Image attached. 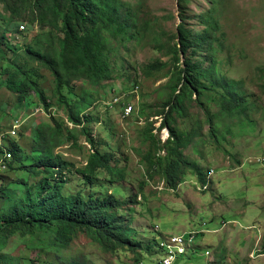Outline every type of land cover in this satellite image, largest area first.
Segmentation results:
<instances>
[{
	"label": "rangeland",
	"instance_id": "374dc122",
	"mask_svg": "<svg viewBox=\"0 0 264 264\" xmlns=\"http://www.w3.org/2000/svg\"><path fill=\"white\" fill-rule=\"evenodd\" d=\"M117 1L128 29L126 35L117 39L109 33L104 36L109 43L107 55L113 80L93 83L79 76L72 81L74 93L70 102L87 106L80 117L88 135L81 133L82 127L73 125L67 109L58 105L52 73L33 62L54 107L47 110L37 101L29 100L23 107L18 100L15 102L13 94L5 95L0 90V147L6 149L3 153L11 152V137L26 149L22 155L26 164L40 160L44 151L72 164L65 174V195L81 193L85 198L113 195L125 201L137 196L135 204H127L117 214L126 218L130 230L136 231L135 242L146 246L141 264H159L160 253L157 256L153 242L157 246L163 233L182 234L190 230L206 231L196 242L210 251L213 262L201 256L198 249L196 254L179 257L173 264H252L253 260H256L253 264H263L255 246L262 236L259 250L264 253V165L255 160L264 157V0H187L181 5L178 0ZM24 14L25 29L20 31L14 30L13 24L8 26L9 17L5 18V14L0 19V38L7 31L6 40L18 44L20 54L45 32L39 26L28 31L29 11ZM211 18L218 26H210ZM179 23L202 40L200 46L194 41L192 48L180 55L178 66L183 65L186 57L202 58V66L208 73L203 82L213 88L201 97L184 95L182 110L173 114V127L184 133L200 130L201 137L195 138L183 153L207 176L211 169L214 174L202 186L194 172L184 170L181 183L172 189L158 165L163 157H153L151 164L147 156L153 149L151 131L161 146L165 144L170 132L160 127L170 98L182 88L172 52ZM52 52L56 53V48ZM8 53L7 57H13L12 52ZM136 81L140 89L133 93ZM221 92L226 96L243 93L248 111L240 116H217L215 141L209 136L206 112L220 113ZM120 95H127L124 102L136 107L137 112L129 119L122 118L121 106L109 107ZM200 100L205 104L199 106ZM5 102L11 105L2 108ZM35 108L42 111L38 113ZM142 110L146 116L141 118ZM17 119L23 122L13 137L9 132ZM71 131L76 139L71 138ZM88 136L94 138L101 153L115 156L112 166L123 170L122 182L111 184V175L103 170H98V177L91 182L76 173L75 169L84 168L93 153ZM167 155L164 152L161 156ZM6 168L4 171L0 167V185L8 182V165ZM22 173L29 178L26 172L18 173L17 177L23 176ZM1 193L0 190V196ZM7 193L9 197L25 195L23 185H17L16 181ZM39 241L30 240V235L22 231L16 232L0 254L4 257L1 264H140L128 249L105 252L85 233L58 252L52 249V244L45 251L31 247ZM251 251L254 259L250 261Z\"/></svg>",
	"mask_w": 264,
	"mask_h": 264
},
{
	"label": "trees",
	"instance_id": "16d2710c",
	"mask_svg": "<svg viewBox=\"0 0 264 264\" xmlns=\"http://www.w3.org/2000/svg\"><path fill=\"white\" fill-rule=\"evenodd\" d=\"M178 1L181 5L187 0ZM120 9L117 0H0V19L4 14L5 18L9 17L8 26L13 24L16 26L14 30L20 31V26L26 23L23 15L29 11L28 31H32L34 26H39L40 30L45 31L24 47V54H20L18 44L6 40L7 31L4 33L0 38V72L4 77L0 87L6 88L10 95L13 94L15 102L18 100L23 107L30 99L33 102L37 101L47 110L51 109L54 105L41 85L43 80L40 71L32 66V63L45 67L54 77L56 84L54 94L58 105L67 109L69 121L76 127H82L81 133L88 135L80 117V113L87 109V106L70 102L74 93L72 81L79 76L93 83L113 80V69L107 55L109 43L104 36L109 33L112 38L117 39L127 34L128 24L122 19ZM210 26H218L217 21L211 18ZM201 40L202 37L191 35V29L182 23L178 24L177 41L173 45L172 52L175 56L178 81H182V88L170 98L162 123V127L169 128L171 137L161 146L151 131L153 149L147 159L152 164L154 158L163 157L158 165L168 187L172 189L181 183L184 170L194 172L200 183L206 182L205 172L189 161L183 153L184 148L195 138L201 137L200 130L193 129L184 133L176 132L173 127V114L182 110L184 95L194 94L201 97L206 90L213 88V85L203 82L207 79L208 73H205L206 70L202 66V58L197 57L192 60L186 57L181 68L178 66L180 55L187 53L194 41L200 46ZM6 47L8 50H4ZM55 48L56 53H53L52 50ZM8 51L13 53V57H7ZM136 84L139 82L136 81ZM221 96L220 113L206 112L208 132L212 138L217 133L215 127L217 116L222 114L240 116L248 111L243 93L226 96L221 92ZM200 104L202 106L205 103L200 100L199 106ZM10 105L11 103L5 102L2 108H8ZM141 116H146L145 110L141 111ZM91 122L89 118L87 123ZM70 136L76 139L73 131L70 132ZM146 137L149 140V136ZM12 139L9 137L13 159L7 164L8 182L0 185L2 191L0 254L9 238L18 231L29 234L32 241L40 240L38 243H32V248L45 251L44 249L52 244V249L56 252L60 248L70 246L80 233H85L91 236L105 252L114 253L128 249L135 255V261L140 264L143 262V249L146 246L141 242H135L136 231L130 230L126 218L117 214V211L127 204H135L137 196L125 201L113 195L106 198L93 196L85 198L81 193L65 195L63 192L66 183L65 174L73 165L45 151L40 160L26 164L27 161L22 160L26 149ZM87 141L93 153L84 168L75 169L76 173L83 175L87 182H91L98 177V170H103L111 175V184L122 182L123 170L112 166L115 156L101 153L94 138L88 136ZM162 149L167 150V158L159 155ZM3 150L5 148L1 146L0 157L4 154ZM31 151L32 154L33 148ZM21 172H26L29 178L23 173V176L17 177ZM15 181L17 185H23L24 197H9L7 190L14 186ZM141 189H144V185ZM46 239L48 243L45 242ZM155 243L156 241L153 242V248L156 250ZM3 259L4 257H0V264Z\"/></svg>",
	"mask_w": 264,
	"mask_h": 264
},
{
	"label": "built area",
	"instance_id": "2783aa9c",
	"mask_svg": "<svg viewBox=\"0 0 264 264\" xmlns=\"http://www.w3.org/2000/svg\"><path fill=\"white\" fill-rule=\"evenodd\" d=\"M21 29H25L21 26ZM121 102L120 98H117L115 102ZM134 106L127 104L124 107L123 117L128 118L133 114ZM15 134V132H13ZM8 158H12V154H8ZM256 162L264 165V158L257 157ZM214 172L213 169L209 171V176ZM160 230V228L158 227ZM205 230H190L185 231L182 234H162L157 241V250L160 253L158 256L159 264H173L179 257L188 256L190 253L196 254L198 250V243L196 239L199 235L204 234ZM204 257L210 258V251H204ZM254 259V256H250Z\"/></svg>",
	"mask_w": 264,
	"mask_h": 264
},
{
	"label": "clouds",
	"instance_id": "9594fccd",
	"mask_svg": "<svg viewBox=\"0 0 264 264\" xmlns=\"http://www.w3.org/2000/svg\"><path fill=\"white\" fill-rule=\"evenodd\" d=\"M22 26H24V25H22ZM20 28H21V26H20ZM0 76L2 77V79H4V77H3V74L0 72ZM139 89H140V85L139 84H136V88L134 89V91H133V93H137L138 91H139ZM124 97H127V95H125V96H116L115 97V99L109 104V107L111 108V109H113V108H115L116 106H121L122 107V112H123V114H124V107H125V105H127V104H132V103H128V102H124ZM117 98H120L121 99V102L119 101V102H115V100L117 99ZM30 102L32 101V100H30V99H28ZM133 105V104H132ZM134 106V105H133ZM38 107V106H37ZM36 107V108H37ZM36 108L34 109V111L36 110ZM42 110L39 108V109H37L36 110V112H38V113H40ZM50 112H51V110H50ZM137 112V110H136V107L134 106V111H133V114H135ZM123 114H122V118L125 120V119H129V118H131L132 116H133V114L130 116V117H128V118H125V117H123ZM141 116V115H140ZM141 118H142V116H141ZM164 120V119H163ZM14 123H13V130H11V132H9V134H11L13 137H16L17 136V129L19 128V127H21L22 126V124H21V122H23L21 119H17V120H14L13 121ZM165 129V128H168V127H162V125H161V127H160V130L161 129ZM168 132H170V130H169V128H168V130H167ZM13 132H15V134H13ZM170 134H169V136L166 138V140H165V144L167 143V141L170 139ZM6 150V149H5ZM164 152H166L167 153V150L166 149H162L160 152H159V155H163V153ZM9 153H11L12 154V152H6V154H3L1 157H0V167L5 171L7 168H6V162L7 161H10V160H12L13 159V154H12V158H8V154ZM56 156V155H55ZM214 170V169H213ZM210 171V170H209ZM208 174H209V172H208ZM214 174V172L209 176H207V174H206V180L207 179H209L212 175ZM66 179H67V177H66ZM166 181V180H165ZM205 184H203L202 186H204ZM198 187V190L199 191H204L203 189H201V188H199V186H197ZM254 229V228H253ZM204 234H201V236H203ZM200 236V235H199ZM257 244H256V246H255V252H258V259H264V253H261L260 252V250H259V247H260V244H261V241H260V239L259 240H257ZM158 246V245H157ZM198 249L199 250H201V256L202 255H204V251L206 252V251H209V250H206V249H204L203 250V248L202 249H200V246H199V244H198ZM156 252H157V256L159 255V252H158V250H157V247H156ZM251 255H253L254 256V254L252 253V254H250V256ZM211 257V256H210ZM205 259H207V258H205ZM209 259V258H208ZM249 259L250 260H253V259H251V257H249Z\"/></svg>",
	"mask_w": 264,
	"mask_h": 264
},
{
	"label": "crops",
	"instance_id": "0c3cea01",
	"mask_svg": "<svg viewBox=\"0 0 264 264\" xmlns=\"http://www.w3.org/2000/svg\"><path fill=\"white\" fill-rule=\"evenodd\" d=\"M0 90L3 92V94H5L6 95V93H9V92H7V90H6V88H4V87H0ZM262 237V236H261ZM261 237H258V239L257 240H259V238H261ZM256 240V241H257ZM199 246H200V249H202L203 247L199 244ZM253 253V251H251L249 254H248V258L250 257V254H252ZM208 260H210L211 262H213L212 260H211V257L208 259ZM250 260V259H249ZM258 260H264V259H258ZM251 261V260H250ZM253 261H256V260H253ZM253 261H251L252 262V264H253ZM263 264H264V261L262 262Z\"/></svg>",
	"mask_w": 264,
	"mask_h": 264
}]
</instances>
